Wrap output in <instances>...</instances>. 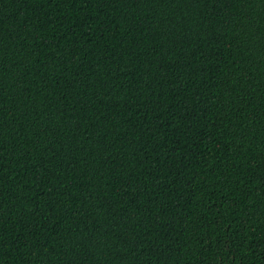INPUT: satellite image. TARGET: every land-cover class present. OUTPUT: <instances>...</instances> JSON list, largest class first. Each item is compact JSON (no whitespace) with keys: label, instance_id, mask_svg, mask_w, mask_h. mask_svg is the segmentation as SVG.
Segmentation results:
<instances>
[{"label":"trees","instance_id":"trees-1","mask_svg":"<svg viewBox=\"0 0 264 264\" xmlns=\"http://www.w3.org/2000/svg\"><path fill=\"white\" fill-rule=\"evenodd\" d=\"M0 264H264V0H0Z\"/></svg>","mask_w":264,"mask_h":264}]
</instances>
